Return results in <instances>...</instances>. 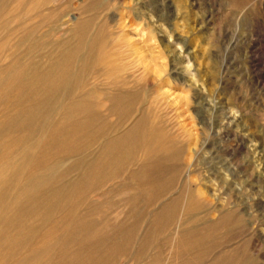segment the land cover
Instances as JSON below:
<instances>
[{
	"label": "rangeland",
	"instance_id": "obj_1",
	"mask_svg": "<svg viewBox=\"0 0 264 264\" xmlns=\"http://www.w3.org/2000/svg\"><path fill=\"white\" fill-rule=\"evenodd\" d=\"M32 1L0 3V93L8 86L10 72L4 67L11 54L22 55L23 46L18 50L14 44L24 28H33L34 38L49 32L51 40L67 36L78 20L88 21L89 37L101 33L105 49L79 89L73 90V82L66 86L73 94L66 88L56 94L53 111L48 109L37 127L13 129L11 148L0 138V156L11 152L10 164L1 168L12 184L0 207V264L27 257L28 264H264V0ZM104 57L121 70L111 64L105 68ZM119 90L134 93L133 111L120 116L102 103L98 127L106 122L118 137L145 116L147 126L160 127L159 142L148 153L149 146L138 148L136 160L100 188L82 182L75 189L74 182L85 175L83 160L97 154L101 142L87 144L94 129L85 127L79 142L86 143L78 153L49 150L65 107L91 91L104 99ZM11 105L0 103V111L14 113ZM2 114L0 122L6 118ZM78 115L69 124L86 117ZM194 149L199 155L191 158ZM168 150L177 159L163 155ZM189 162V195L201 203L188 209L179 248L175 220L188 201ZM154 163L179 171L173 178L162 170V186L153 188L163 190L152 196L142 181ZM32 177L43 182L30 186ZM173 203L170 223L163 226V206ZM27 208L36 211L28 214ZM219 211L229 222L212 229L204 241H194L206 233L203 227L219 220ZM11 220L26 226L17 229ZM32 227L37 231L32 241L16 240L21 228Z\"/></svg>",
	"mask_w": 264,
	"mask_h": 264
},
{
	"label": "bare ground",
	"instance_id": "obj_2",
	"mask_svg": "<svg viewBox=\"0 0 264 264\" xmlns=\"http://www.w3.org/2000/svg\"><path fill=\"white\" fill-rule=\"evenodd\" d=\"M4 1L5 0H0V3L4 2ZM18 1H19V3H21L20 2L21 0H18ZM40 1H42V0H34V2L32 1V4L37 5V4H39ZM48 33L49 32H45L40 37L34 38V36L36 34H34V32H33V28L32 29L24 28L22 35L20 34L21 36H19V38L17 39V41L14 44V46L16 48L17 47L19 48V46H23V50L21 52L22 55H12L11 54L10 58L12 59L11 60L12 62L8 63L4 67L5 70H8L10 72V77H9V81L7 83L8 86L6 88V91L3 93H0V103L10 102L15 107L14 113H12V114L8 113L9 110L4 109L5 111H0L4 115H6V118H4L5 120L0 122V138H1V143L2 142L5 143L4 147H10L11 148L12 144L15 142L12 135L14 132L13 129H16L17 126H22V128H24L28 131H31L40 124V122L42 121L41 119L46 117V114H47L46 111L48 109L52 110V106L55 103L56 94H58L62 90L65 91L64 88H66L67 94L72 93L73 92L72 88L68 89L66 87L67 85H69V84L72 85V83L74 82L75 85H74L73 90L75 91V90L79 89V87H81L85 83V81L87 79V73L94 71L93 66L95 65L94 64L95 61H97L99 59L101 52L105 49V43H101V39H100L101 33H99L98 35H95L92 38L89 37V35H88V21L84 22L83 20L82 21L78 20L75 23V25L73 26V28L68 30V35L65 37H57L55 39L50 40L47 37ZM86 34H87V37H86ZM33 52H35V54ZM103 60L106 62V64L104 65L105 68H108L107 67L108 64L113 65L116 72H117V70L120 71L122 68L121 67L122 65H120V64L115 65V61L114 60L112 61L110 58L104 57ZM12 91L14 94L11 97L10 92H12ZM98 93H99V91H98ZM98 93L96 91H93V92L91 91V92L87 93L84 98L83 97L81 99L77 98L78 100H73V101L70 100L69 101L70 103L68 102L69 104L66 103L67 106L65 107V110L63 113V120L59 123L60 126L56 131L57 133L54 135L55 137H52L54 139L52 142L53 146L50 148L48 147L49 150H56L57 152L61 151L67 155L73 154L74 152L78 153L79 150L81 149V146L82 145L85 146V143H86V142H79V139H81L82 137H85L84 135H82L81 130H83V128H85V127H91L94 129V131L92 132L93 134L90 136V139L87 142V144L91 145L92 143L95 144V143L100 141L101 143L98 145V146H100V149L98 150L97 154L95 153L92 156L87 157L85 160H83V164H86V168L84 170L85 175L84 176L82 175L83 178L81 181L77 180L76 182H74L75 183V185H74L75 189L78 187V183L81 184L82 182L86 183L87 186L93 190L100 188L101 187L100 185L104 181H106V180L108 181L110 179L112 181V179L121 175L122 169L125 168V166L127 164H129L130 162H132L135 159V155H136L135 151L138 148L141 149V148L149 146V149L147 151V153H148L149 151H152V148H151L152 145L159 142V140H157V136L160 133V127H158L157 125H154V127H153V125L147 126L145 116H142L141 118H139L137 120L135 119L136 121H134L132 123V125L128 126L125 130H123L122 134H120L121 133L120 132L119 133L120 136H118V137H113L109 133L112 130V128L108 123L104 122L103 125L101 123V125H99V127H98V123L96 122V120H100L101 114H100L99 106L102 103H103L105 110H108L110 112L111 111L121 112L120 116H122V115L125 116L128 113H131L133 111V105H134V97H133L134 93L130 92L129 90H119L115 93L112 92L110 94H105L104 99ZM63 94L64 93L62 92V95ZM26 101H27V103H26ZM106 102H107V104H106ZM56 104H58V103H56ZM106 107H107V109H106ZM55 109H56V107H55ZM10 112H11V109H10ZM56 113H58V111H56ZM82 113L86 114V117L83 121H78L79 122L78 124H74V122L72 124H69V122H68L69 120L73 119L74 117L79 116L78 114H82ZM38 122H39V124H38ZM66 124L70 125L69 128H67ZM145 125H146V127H144ZM65 126H66V128H65ZM96 127H98L97 130H95ZM101 130L103 132L102 134H104V133H106V134L109 133V134L106 137H103V135L101 134ZM44 131H45V129H44ZM32 134H33V132H32ZM49 134H51V133H49ZM44 139H45V137H44ZM40 142H41V144H43L42 140ZM40 142H39V144H40ZM46 142H44V143H46ZM15 146H16V144H15ZM36 147H37V145H36ZM164 147H165V144H164ZM193 147H198V145L193 146ZM45 148L47 149L46 145H45ZM82 149H84V148H82ZM48 152H45L44 155H46V153H48ZM174 152H172L171 150H168L163 155H166V156L171 155L173 158L177 159L178 154H175ZM178 152L179 151H177V153ZM198 153H199L198 149H194L192 151V155L190 157L193 158L196 155L198 156L199 155ZM9 154H11V152L5 151V154H2L0 156V188H1L0 189V193H1L0 194V207H1V204L3 203L5 197L9 194L8 191L10 190V186H12L10 179L7 178L5 172L2 171L3 168H1V167H6V166H8V164H10V163H8ZM169 159L170 158H168L167 160H169ZM181 159H183V157ZM77 163H78V161H77ZM177 163H178V160H177ZM181 163H183V161ZM190 166H191V163L189 162L187 164L186 170H185L186 180L189 182L188 184L190 187H188L186 189V192L184 194V199H188V201L185 202V200L183 199L184 202L182 204L181 213L179 212V215L177 216L178 219L176 218V220H175L177 223L175 226L176 227L175 234L179 235L178 236V245H177V247H179V248H180L181 243L183 242V238L185 237L186 231H184L183 229L185 228L184 223L189 219V217L187 216L189 214L188 209L190 212V209L192 210V208H194V209L197 208L201 203V199L199 197L195 198V197H193L192 194L189 195L191 190H192V188H191V185H192L191 180L192 179L190 177V171L192 170V168L189 170ZM127 167H128V165H127ZM153 167H154L153 171L150 170V171H146L144 173V176H143L144 182L142 181L143 185L147 186L146 188L148 189V191L150 192V194L152 196H154L155 193L160 194L163 190V188H161L162 190L159 193V192L154 191V188H153L156 186V184H160L162 186L161 180H162V177L164 175L163 173H161L162 170L165 171V174L168 173L169 176H173V178L176 177L177 170H178V169L175 170V168H176L175 166H174V168L168 170L165 167H163L162 163H160V164L154 163ZM52 171L54 172V169H52ZM55 174H56V170H55ZM85 177H87V180L89 183L84 182ZM30 180L32 182L30 184V186H32V184H39V182H43V179L38 178V177H32ZM168 183H170V181ZM164 185H166V184H163V187H164ZM62 186H64V185H62ZM164 189H166V187ZM61 191L62 190H58L59 193ZM86 191H88V189ZM33 192H35V191H33ZM31 195H33V194H31ZM185 196H186V198H185ZM188 196H189V198H188ZM40 197H42V196H40ZM46 199H49V198H46ZM52 201H53V199H52ZM46 204H48V203H46ZM179 206H181V205H179ZM175 207H176L175 203L166 204L163 206V208L166 209L165 210L166 212H165V214H162L163 215L162 216L163 221H161L160 224H163V226H164V225H167L168 223H170V220L173 216V212H174ZM186 209H187V214L185 213ZM26 210H27L28 214L29 213H35V211H36L35 208H27ZM216 211H218V210H216ZM219 212L221 213L223 211H219ZM176 215H177V213H176ZM21 220H19L20 222H18V223L16 222L17 220H11V223L17 229L20 227L26 226L25 223ZM227 220H228V215H226V213L225 214L221 213L219 220L216 221L214 223V225L207 227V229H205L204 227L201 229V230H207L208 232L207 231H206V233L201 232V234L199 236L194 237L195 238L194 241H196V242L197 241H204L205 238H208L207 236H208V234L211 233L212 229L217 228L218 226L224 224L225 222L226 223L229 222V220L228 221ZM34 226L36 227V224H34ZM53 226H54V224H53ZM32 228H30V230H28L29 228H25L26 230L21 228L22 231L19 232V235H20V237L24 236L25 238L22 239V237L21 238L18 237L16 240H18L19 242H22V243L26 242V241H30V240L32 241L34 236H35L34 234L37 232L35 230L36 228L35 229L34 228L32 229ZM187 236H189V238H190V235H187ZM14 237H16V236L14 235ZM73 239L75 241V238H73ZM174 242H175V240H174ZM35 256H36V253L32 255L33 259L35 258ZM27 258L23 259V261L21 263L18 262V264H28V261L25 262V260H27ZM36 260H37V258H36ZM34 264H37V261Z\"/></svg>",
	"mask_w": 264,
	"mask_h": 264
}]
</instances>
